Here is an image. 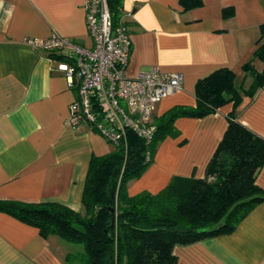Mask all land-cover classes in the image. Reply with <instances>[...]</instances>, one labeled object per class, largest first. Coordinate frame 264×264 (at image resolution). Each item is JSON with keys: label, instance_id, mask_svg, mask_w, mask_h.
<instances>
[{"label": "crops", "instance_id": "1", "mask_svg": "<svg viewBox=\"0 0 264 264\" xmlns=\"http://www.w3.org/2000/svg\"><path fill=\"white\" fill-rule=\"evenodd\" d=\"M85 1L0 0V199L58 202L79 211L91 155L113 149L86 124L68 123L76 89L57 69L66 52L27 41L56 32L91 46ZM226 8L232 13L225 15ZM122 19L131 39L126 76L151 67L183 76L182 88L156 104L154 119L175 105L195 106L197 79L217 68L232 69L236 84L249 85L241 65L252 58L264 0H202L188 9L180 0H122ZM231 109L226 103L203 117L176 118L175 135L159 140L153 161L128 182L127 193H156L172 176L203 177ZM237 119L264 137V88L252 98L243 96ZM255 183L264 191V165ZM74 248L0 211V264H66L64 256ZM173 253L176 264H264V201L233 231L176 244Z\"/></svg>", "mask_w": 264, "mask_h": 264}, {"label": "trees", "instance_id": "2", "mask_svg": "<svg viewBox=\"0 0 264 264\" xmlns=\"http://www.w3.org/2000/svg\"><path fill=\"white\" fill-rule=\"evenodd\" d=\"M184 9L202 0H180ZM113 26L122 14V0H106ZM225 15L232 13L225 9ZM60 58L66 60L64 55ZM264 23L259 25L252 58L241 65L248 86L235 82V72L220 67L197 79L196 105H175L152 118L155 131L150 141L126 132L124 145L106 154H92L81 193V210L58 202L0 199V211L38 229L44 237L56 235L73 247L66 264H176V244L229 233L261 201L264 191L255 183L264 165V137L238 121L243 96L253 97L264 88ZM226 103L224 130L203 177L172 176L156 193H127L129 181L138 178L153 161L157 144L175 135L180 116L203 117ZM181 225L186 230L179 231ZM81 246L78 248L77 246Z\"/></svg>", "mask_w": 264, "mask_h": 264}, {"label": "built area", "instance_id": "3", "mask_svg": "<svg viewBox=\"0 0 264 264\" xmlns=\"http://www.w3.org/2000/svg\"><path fill=\"white\" fill-rule=\"evenodd\" d=\"M83 7L91 46L56 32L27 41L47 51L66 52V60L58 62L57 69L76 89V97L68 105L71 126L86 124L113 146L124 145L128 130L148 142L155 131L152 116L156 104L182 88L183 76L157 67L126 76L131 39L122 14L113 26L106 0H86Z\"/></svg>", "mask_w": 264, "mask_h": 264}, {"label": "water", "instance_id": "4", "mask_svg": "<svg viewBox=\"0 0 264 264\" xmlns=\"http://www.w3.org/2000/svg\"><path fill=\"white\" fill-rule=\"evenodd\" d=\"M176 230H179V231H185L186 229L184 227H182L181 225H178L176 227Z\"/></svg>", "mask_w": 264, "mask_h": 264}, {"label": "rangeland", "instance_id": "5", "mask_svg": "<svg viewBox=\"0 0 264 264\" xmlns=\"http://www.w3.org/2000/svg\"><path fill=\"white\" fill-rule=\"evenodd\" d=\"M259 61V60H258ZM113 146V145H112ZM78 248H81V246L79 245V246H77Z\"/></svg>", "mask_w": 264, "mask_h": 264}]
</instances>
